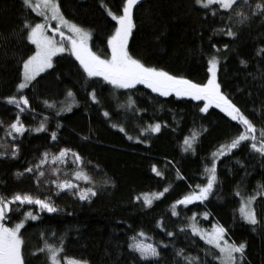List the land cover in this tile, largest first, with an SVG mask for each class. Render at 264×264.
<instances>
[{"label": "trees", "instance_id": "1", "mask_svg": "<svg viewBox=\"0 0 264 264\" xmlns=\"http://www.w3.org/2000/svg\"><path fill=\"white\" fill-rule=\"evenodd\" d=\"M58 2L69 21L90 33L89 48L101 57L110 55L107 36L115 22L107 16L101 0ZM103 3L115 12L120 0ZM254 3L249 0L250 5ZM133 18L129 51L146 66L202 83L207 80V59L215 54L221 91L248 116L259 135L264 127V52L260 51L264 49V17L256 15L236 23L224 10L217 8L213 15L194 0H140L134 6ZM25 19L42 18L25 9L22 0H0V145L4 144L2 126L14 120L18 111L2 98L16 92L22 59L30 54L29 49L34 50L21 32ZM229 28L234 36L225 34ZM69 90L72 97L67 96ZM90 93H95L97 102ZM23 94L29 100L28 108L20 113L26 130L16 143V157H0V194L36 192L33 178L24 169L35 165L42 153L60 148L79 153L85 171L96 181L97 192L84 201L67 194L56 197L58 211L54 213L23 206L13 221L7 222H18L28 210L38 217L27 219L21 229L26 264H46L45 254L36 249L45 240L57 243L60 236L67 254L88 259L90 264H145L128 248L129 238L140 231L160 252L149 264H186L183 257L187 255L199 257L201 264H219L211 253L205 254L211 246L186 227L194 212L200 227L222 225L230 242L246 244L242 264H264V193L254 201L259 220L255 229L239 213L241 198L264 186V158L251 150L248 142L217 160V181L207 199L176 205L178 215L171 214L177 199L198 191L197 184L206 183L204 167L211 161V153L238 132L237 122L220 109L213 105L201 113L202 101L174 93L161 96L143 84L113 88L100 77H87L69 52L53 57V67L38 75ZM129 97L134 101L131 108ZM69 104L70 111L61 110ZM104 111L110 116L105 117ZM42 121L46 130H30ZM112 123L122 124L127 135ZM154 123L161 125L159 132L141 134V128ZM52 131L57 132L55 141ZM193 131L199 133L193 150L184 151L183 140ZM129 135L133 139H128ZM144 140L147 143L141 142ZM153 165L162 176L151 170ZM165 188L168 190L150 206H144L142 198L134 199ZM204 212L207 218L201 215ZM168 231L173 236L169 237ZM180 249L184 252L177 256Z\"/></svg>", "mask_w": 264, "mask_h": 264}, {"label": "snow or ice", "instance_id": "2", "mask_svg": "<svg viewBox=\"0 0 264 264\" xmlns=\"http://www.w3.org/2000/svg\"><path fill=\"white\" fill-rule=\"evenodd\" d=\"M139 0H120V5L117 11H112L101 0V6L105 8L107 16L111 17V20L115 22L113 30L110 35L107 36V47L110 55L101 57L93 52L88 47L89 32L79 27L72 21H69L62 13L58 0H22V5L25 9L30 10L31 13H35L36 16L41 17L39 21H32L25 19L21 25V32L24 35V39L34 46L33 49H29L30 54L26 58L22 59V68L20 70V80L16 84V92L12 95L3 97L2 99L9 105H14L18 110L16 117L6 127L5 132L7 136H13V133L21 135L25 132L26 126L21 121L20 113H23L29 106V100L23 94V90L28 88L36 76L44 72L45 69L53 67V57L58 53L69 52L74 56L76 61L79 62L80 67L83 69V73L87 77H100L113 88L117 89H130L137 84H143L147 88L151 89L154 93H159L161 96H168L170 93H174L177 97H190L194 101H202L203 106L199 107L201 113H205L211 106H215L220 109L227 117L232 121H236L239 125L237 134L232 137L226 143H222L219 147L211 153L212 159L209 164L204 167V173L206 174V183L197 184L198 191L193 190L182 198L177 199L172 205V216H177L176 205H188L193 201L203 202L207 199L208 195L212 192L214 184L217 181V160L231 153L233 149L238 148L242 142H248L247 146L258 153L264 158V127L259 130V135H256V126L245 115L241 109L234 104L228 96L221 91V85L217 80L218 69V57L215 54H210L207 59V80L206 82L196 83L190 79H186L182 76L172 75L169 72L156 67L146 66L139 59L130 54L129 51V36L135 27L133 18V9L137 5ZM194 4L202 9L212 11L213 15L217 14V8L224 10L228 14L230 20L233 17L236 18V23H243L245 20L250 19L252 16L260 15L264 17V0H255L254 4H249V0H194ZM247 9V11H245ZM55 22V26L51 27L52 35H49V25L51 22ZM67 28L72 35L65 37V32L62 30ZM221 31H224L221 29ZM62 38L57 40L56 34ZM227 36H234L235 32L230 28L225 31ZM64 39L69 41V45L64 43ZM225 48L228 46L225 44ZM212 48H216V45H212ZM264 52V49L260 50ZM245 63V61H241ZM94 102H97L95 93H90ZM68 97H72L73 94L69 90ZM46 105L52 107L48 101H44ZM128 107L131 108L134 104L131 97L128 99ZM63 110H71L70 104ZM136 111H140L136 109ZM105 117H109L110 114L107 111L103 112ZM47 118L45 117V120ZM3 122H0L2 124ZM113 128H118L120 132L127 135L126 129L122 124L112 123ZM161 125L159 123L149 124L145 128H141V134L146 132L156 133L160 131ZM57 128L59 124L57 123ZM31 131L40 132L44 131L45 123L42 121L37 127L31 128ZM199 135L198 132L193 131L191 136H186L183 140V150H193V144ZM139 139V137H136ZM15 139V137H13ZM51 139H57V132H51ZM128 139H133L132 136H128ZM147 143V140L141 141ZM0 147H4L0 145ZM12 151L10 155L16 157L17 145L12 144ZM71 154L73 157V164L75 168L70 170V175L76 181L83 180L90 186L81 187L78 183H74L73 179L60 178L57 176L55 179L45 178L43 184L54 185V191L56 195H59L63 191H67L73 197H78L80 201L90 200L91 197L97 195V192L93 185L96 183L94 178L87 172L81 165H83V158L79 153L73 151L70 148H60L57 153L50 154L44 152L41 155L38 163L30 165L24 169V172H33L35 170V178L38 185L40 184V177H45V171L42 170V166L51 160L54 164L65 163V158ZM6 151H0V157L6 156ZM88 163H91L90 161ZM98 167V166H97ZM157 176L163 174L157 169L155 165L151 169ZM62 171L58 167L50 168V173L55 175L57 172ZM21 175L22 173H17ZM179 175V173H177ZM105 183L110 181L105 180ZM259 191L254 195H248L246 198L242 197L240 201L239 213L241 218L253 226L259 223L258 217L254 208V201L257 195L264 193V186H258ZM168 189L165 188L162 192L141 193L134 197L136 200L143 199L144 206H150L154 199L161 197ZM237 196H241L239 191L236 192ZM19 202V205H16ZM35 205L41 210H46L48 213H54L58 211L51 196H44L41 198L38 195L29 193H13L10 196L0 194V264H26L22 247L24 241L21 235V229L24 227L25 221L31 219L35 221L38 217L33 214L31 210L24 211L23 216L18 222L12 223V226H8L5 221L10 223L13 221L15 214L22 209L20 205ZM16 205L15 207H12ZM203 215L207 218L208 213L204 212ZM196 213L194 212L192 217H189V223L186 225L194 236H199L206 245L211 248L205 249V254L211 253L213 259L218 261L219 264H242L245 254L246 244L244 242L236 243L230 242L227 237L226 229L219 224H213L211 230L201 228L196 222ZM157 226L160 227V222L157 221ZM183 230V229H181ZM169 237L173 236V232L168 231L166 233ZM143 231L138 232L136 235L129 238L128 248L134 253H137L139 260L149 264L152 258L160 256V252L157 246L152 243H146L143 239L145 237ZM64 237L60 236L57 243H50L47 240L44 241L42 247H38L36 252L45 254L46 264H90L88 259L83 257L77 258L66 253L64 247ZM184 250L180 249L176 255L181 256ZM35 255V252L33 253ZM186 264H201L199 257L187 255L183 257ZM158 264V261L156 262Z\"/></svg>", "mask_w": 264, "mask_h": 264}, {"label": "rangeland", "instance_id": "3", "mask_svg": "<svg viewBox=\"0 0 264 264\" xmlns=\"http://www.w3.org/2000/svg\"><path fill=\"white\" fill-rule=\"evenodd\" d=\"M140 1V0H139ZM55 26V22H51V24L49 25V32L48 34L49 35H52V32H51V27H54ZM64 32H65V37H68V36H71L72 33L67 29V28H63L62 29ZM90 34V33H89ZM55 38L59 41L61 40L62 38L59 36V34L57 33L55 35ZM64 43L66 45H69V41L67 39H64ZM88 47H89V43H90V35H89V39H88ZM47 69H45L46 71ZM43 73V72H42ZM40 73V74H42ZM39 74V75H40ZM38 76V75H37ZM36 76V77H37ZM8 124H5L3 125V130H4V134H3V139H4V144H2L4 147H1V150L0 151H6L8 153V155L11 157V158H14L10 155L11 151H12V144H16L18 142V139L19 137L22 135H17L15 133H13V136H7L6 135V132H5V127L7 126ZM257 133V132H256ZM259 134V133H258ZM13 137H15V139H13ZM59 150L55 151V150H52L50 151L49 153L50 154H54V153H57ZM66 162L65 163H62V164H54L53 162H51V160L49 159L48 162H46L43 166H42V170L45 171V177H40V184L38 185L37 183V180L35 178V170L33 172H26L27 175H29L31 178H33L34 182H35V185H36V192L34 193H29V194H33V195H38L40 196L41 198H43L44 196H51V199L52 201L54 202L55 206L57 207V203H56V200L55 198L56 197H59L63 194H67L71 197H73L70 193H68L66 190L61 192L59 195H56L54 191H51V189H54V185H45L43 184V181L45 178L47 179H55L57 176H59L60 178H65V174L67 173V178H70V179H73V182L74 183H78L81 187H88L90 186L88 183L84 182L83 180H80V181H76L73 177H71L70 175V170H72L73 168H75V165L73 164V157L71 156V154H69L66 158H65ZM39 161V160H38ZM38 163V162H37ZM52 167H58L59 169H61L62 171L60 172H57L55 175H52L50 173V168ZM81 167H83L84 169H86L84 167V163L83 165H81ZM92 176V175H91ZM93 177V176H92ZM92 187L95 188V183L93 185H91ZM73 198H76L78 199V197H73ZM79 200V199H78ZM16 205H19V202H16ZM16 205H13L12 207H15ZM23 206H34L36 207V209L39 211V212H47L46 210H41L38 208V206H35V205H20L19 207L22 208ZM58 208V207H57ZM8 221L6 220L5 223H7ZM8 224V223H7ZM8 226H12V225H8ZM199 226V225H198ZM200 227V226H199ZM202 228V227H201ZM205 229V228H204ZM207 230H211L210 229H207ZM198 236V235H197ZM199 237V236H198ZM139 239H143L144 238H139ZM145 241V240H144ZM146 243H148L147 241H145Z\"/></svg>", "mask_w": 264, "mask_h": 264}]
</instances>
